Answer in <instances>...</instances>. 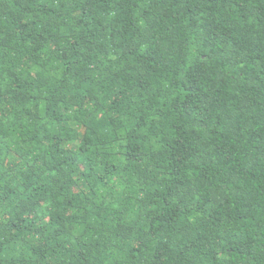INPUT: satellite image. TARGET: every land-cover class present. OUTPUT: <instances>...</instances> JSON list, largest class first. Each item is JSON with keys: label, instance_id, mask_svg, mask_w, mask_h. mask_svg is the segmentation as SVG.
Listing matches in <instances>:
<instances>
[{"label": "trees", "instance_id": "obj_1", "mask_svg": "<svg viewBox=\"0 0 264 264\" xmlns=\"http://www.w3.org/2000/svg\"><path fill=\"white\" fill-rule=\"evenodd\" d=\"M0 264H264V0H0Z\"/></svg>", "mask_w": 264, "mask_h": 264}]
</instances>
